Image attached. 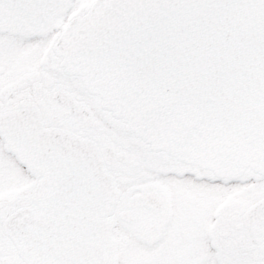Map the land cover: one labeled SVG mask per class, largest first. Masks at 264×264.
Instances as JSON below:
<instances>
[{
  "label": "snow or ice",
  "instance_id": "1",
  "mask_svg": "<svg viewBox=\"0 0 264 264\" xmlns=\"http://www.w3.org/2000/svg\"><path fill=\"white\" fill-rule=\"evenodd\" d=\"M0 264H264V0H0Z\"/></svg>",
  "mask_w": 264,
  "mask_h": 264
}]
</instances>
